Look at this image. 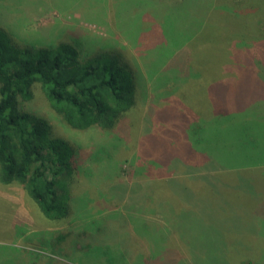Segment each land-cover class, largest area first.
Returning a JSON list of instances; mask_svg holds the SVG:
<instances>
[{
	"label": "rangeland",
	"instance_id": "obj_1",
	"mask_svg": "<svg viewBox=\"0 0 264 264\" xmlns=\"http://www.w3.org/2000/svg\"><path fill=\"white\" fill-rule=\"evenodd\" d=\"M210 1L0 0V28L6 37L39 46L69 42L82 57L105 46L102 49L114 50L122 63L128 62L139 98L146 99L130 116L126 129L121 127L122 133L98 128L76 131L51 109L42 87L34 86L28 108L43 115L54 132L76 150L82 149L84 156L75 161L79 171L69 185L73 205L61 221L48 219L22 185L0 182V264H145L133 260V249L142 243V254H150L148 235L154 252L165 248L170 244V227L189 249L173 247L168 254L154 255L157 264H237L244 257L264 264V67L256 63L264 55L258 54L257 45L252 57L226 53L214 57L216 63L209 68L193 64L191 50L181 44L185 28L188 23L221 25L216 19L222 18V12L210 10ZM223 1L215 3L221 6ZM236 1L255 15L260 5L264 12V0H230ZM244 16L248 23L250 17ZM209 78L224 83L209 89ZM212 98L216 102L208 105ZM197 106L218 112L213 117L218 132L212 130V122L209 125V144L217 146L218 157L211 161L206 155L208 165L202 158L203 162L188 161L181 171L179 166L169 169L174 177L186 174L185 182L198 183L188 189L201 196L187 190L176 195L159 191L163 186L157 184L158 173L176 158L171 146L193 155L188 149L192 144L182 139L181 121L193 117L192 108ZM131 159L135 165L131 166ZM213 163L219 175L212 172ZM206 165L211 170L203 180L196 177L207 170ZM192 170H197L196 175ZM142 177L148 179L143 182ZM167 184L175 187V180L168 176ZM123 188L129 190L131 200L114 206ZM140 199L149 202V215L140 207ZM166 200L170 212L179 206L176 214L184 220L175 221L172 214L160 216ZM128 208L147 226L142 236L135 233L138 241L133 230L119 231L124 227L121 215ZM100 211L103 214L92 221ZM61 232L69 234L65 237Z\"/></svg>",
	"mask_w": 264,
	"mask_h": 264
},
{
	"label": "trees",
	"instance_id": "obj_2",
	"mask_svg": "<svg viewBox=\"0 0 264 264\" xmlns=\"http://www.w3.org/2000/svg\"><path fill=\"white\" fill-rule=\"evenodd\" d=\"M166 1L172 3L175 0ZM223 2V5L218 6L215 0H211L210 3L213 6L210 7L209 5L208 7L210 10L212 8L213 10L218 8L219 11L221 10L222 18L218 16L216 19L221 25L200 22L199 25L188 23L189 27L185 28L186 39L181 44L186 45L191 50L190 55L193 64L197 62L208 65L209 68L210 65L216 63L212 62L214 57L226 53L236 54L237 52L241 58L252 57L254 55L253 49L257 45L261 46V52L258 54L264 55L263 7L260 5L258 13L255 15L251 8L243 4L239 5L237 1L236 4L231 3L230 0ZM251 14L253 15L251 16ZM244 15L250 17L248 23L245 22L247 19L242 20ZM207 20L210 22L209 16ZM226 26L230 28H225ZM177 31L180 32V28H177ZM99 47V50L93 51L87 57H82L78 49L69 42L40 46L20 44L12 41L10 37H6L0 28V182L5 185L13 183L22 185L41 212L51 220L61 221L69 215L68 211L73 205L72 190H70L69 185L74 179V173L79 171L75 161H77L78 156H84V154L82 149L76 150L67 139L57 135L52 124L43 115L32 112L28 108V103L33 98L34 86L39 84L42 87L51 109L70 129L76 131L98 128L106 132L122 133L121 127L123 130L126 129L130 116H134L133 112L139 110L140 103H146V99L141 100L142 97L139 98L135 82L136 76L128 62L122 63L114 50L102 49L105 46ZM197 47L200 48L197 50ZM250 47L252 49L246 53ZM121 56L123 55L121 54ZM204 61H208V63ZM210 62L212 63L210 64ZM263 62L264 56L256 61L259 67H264ZM215 79L214 81L212 78L206 79L208 86L212 83V87L209 89L217 86L222 87L224 82L216 83ZM212 100L216 102V99L212 98L208 105ZM148 104H152V102L150 101ZM213 111L214 108L206 112L203 107L197 106L192 108L193 117L186 116L184 120L181 119L182 136L185 126L189 125L187 126V141L192 145L188 149L193 155L187 153L186 158L182 152V156L175 154L176 152L173 153L176 157L173 164L177 168L179 166L178 171H181L180 169L185 166V164H181L183 160L197 159L198 162H203L202 158H204L206 163V155L211 161L218 157L219 149L216 150L215 148L217 146L214 147V144H209L212 141L209 139V125L212 124L211 128L215 131L216 120L213 117L218 115L217 111ZM143 118L147 119V116ZM210 122L212 123L210 124ZM171 149L173 151L179 150L178 147L173 149L172 146ZM95 157H97L96 154ZM132 164H136L133 159H131V166ZM171 164L162 168V173H158L160 180L157 181V184L163 186L162 188L158 187V190L167 191L168 194L174 193V195L177 192L187 190L190 194L194 193L199 196L200 193L197 191L188 189L189 187L194 188L195 184L198 183L185 182L188 177L186 174L174 177L169 169ZM207 165L205 168L207 170L200 172L196 177L203 180V174L212 167L214 175H219L217 173L219 170L215 169V163L210 168ZM196 171L192 170L191 174L196 175ZM168 176L175 180V187L172 184H167ZM146 179L148 178H143L142 181ZM127 182L128 184H135L134 181ZM138 195L140 196V191ZM130 197L129 190L123 188L119 199L124 201H119L114 206L119 203H126L127 200H131ZM141 201L143 200L140 199L139 201L140 207L149 215L152 210L151 207H147L149 202ZM167 203L166 200L164 211L160 210V216L167 217L168 214H172L176 217L175 221L184 220L181 215L176 214L179 211V206L177 209H174V206L170 212ZM107 205L105 203V206H101V208ZM106 211L107 209L103 212ZM130 211L132 209L128 208V213L121 215L125 219L122 220L124 227L122 226L119 231L121 234H126L125 230L130 233L131 229L134 231L131 232L134 235L137 233L142 236L144 234L143 228H147V226L132 216ZM180 213H183V210ZM100 214H103L102 211L94 213L95 216L92 221ZM115 218L117 219L116 216ZM129 218L131 219L129 220ZM75 221L77 222L76 219ZM190 221L193 223V219ZM169 232L170 244L161 250L156 249L155 252L152 250L155 245L153 238L148 235L147 239L151 246L147 247L151 250L150 254L147 252L146 255L144 252L142 254L140 247L143 244L139 243V247L133 249L134 253L131 255L133 260L145 264H157L158 261H155V256L162 252L168 254V249L173 250V247L176 250L179 248L189 249V246L181 240L178 231L172 232L170 227ZM61 233L65 237L69 234ZM137 234L133 236L136 241H138ZM180 240L181 245H179ZM247 259L249 258H241L237 264H253L252 258L249 261Z\"/></svg>",
	"mask_w": 264,
	"mask_h": 264
},
{
	"label": "crops",
	"instance_id": "obj_3",
	"mask_svg": "<svg viewBox=\"0 0 264 264\" xmlns=\"http://www.w3.org/2000/svg\"><path fill=\"white\" fill-rule=\"evenodd\" d=\"M187 137H188V135H187V131H184L183 139H185V140L187 141ZM188 140H189V139H188ZM175 152H176L175 154H178L179 156H182V154H181V152H180L179 150H175ZM184 156L187 158V154H185ZM187 162H188V161L185 160V165H186ZM174 165H175V164H173V162H172L171 166L175 168ZM183 166H184V165H183ZM199 166H200V165H199ZM200 167H201V166H200ZM183 169H185V166H184ZM185 171H187V169H186Z\"/></svg>",
	"mask_w": 264,
	"mask_h": 264
}]
</instances>
